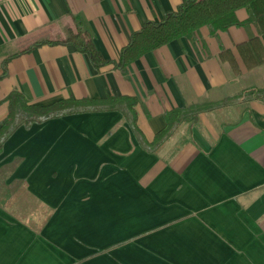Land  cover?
Segmentation results:
<instances>
[{
    "label": "crops",
    "instance_id": "crops-1",
    "mask_svg": "<svg viewBox=\"0 0 264 264\" xmlns=\"http://www.w3.org/2000/svg\"><path fill=\"white\" fill-rule=\"evenodd\" d=\"M182 1L0 0V121L13 90L38 104L134 96L151 144L166 112L213 104L154 150L119 110L18 127L0 153V264H264V97H241L264 87V34L249 10L117 65ZM79 27L109 63L49 42Z\"/></svg>",
    "mask_w": 264,
    "mask_h": 264
},
{
    "label": "trees",
    "instance_id": "trees-1",
    "mask_svg": "<svg viewBox=\"0 0 264 264\" xmlns=\"http://www.w3.org/2000/svg\"><path fill=\"white\" fill-rule=\"evenodd\" d=\"M247 8L252 16L248 22H253L258 31L264 34V0H183L176 10L167 11L159 21L148 20L140 29L131 35L129 43L122 49L117 65L123 67L141 55L156 49L174 39L195 38L198 29L207 25L211 32L225 30L233 25H242L236 14L239 8ZM42 41L36 42V44ZM52 43H71L79 50L87 53L95 67L109 63L97 47L92 34L87 29L78 28L63 38L50 40ZM34 45V44H33ZM24 49L23 51H26ZM245 99L264 97V87H252L244 90ZM9 111L0 121V153L5 141L20 126L29 127L33 123H42L48 119L72 113L119 110L123 113L130 127L141 141L142 145L151 150L163 143L185 120H195L197 115L212 107L211 103H196L186 108H175L165 113L167 124L157 133L153 143L147 144L136 124L134 96H108L105 98H63L50 104L30 103L19 90L11 91L6 97Z\"/></svg>",
    "mask_w": 264,
    "mask_h": 264
},
{
    "label": "rangeland",
    "instance_id": "rangeland-1",
    "mask_svg": "<svg viewBox=\"0 0 264 264\" xmlns=\"http://www.w3.org/2000/svg\"><path fill=\"white\" fill-rule=\"evenodd\" d=\"M247 9V8H246ZM248 10V9H247ZM249 13H250V15L252 16V14H251V12H250V10H249Z\"/></svg>",
    "mask_w": 264,
    "mask_h": 264
}]
</instances>
